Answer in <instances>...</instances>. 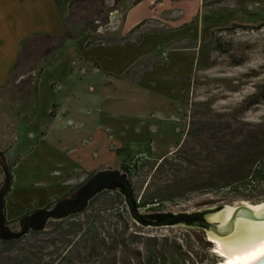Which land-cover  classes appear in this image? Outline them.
<instances>
[{
	"label": "crops",
	"instance_id": "1",
	"mask_svg": "<svg viewBox=\"0 0 264 264\" xmlns=\"http://www.w3.org/2000/svg\"><path fill=\"white\" fill-rule=\"evenodd\" d=\"M70 1L0 0V88L10 86L11 70L27 37L62 31ZM131 1L123 3L128 10L118 26L119 37L140 24L147 27L159 10L168 8L180 14L170 21V28L145 31L130 44L87 47V34L66 41L52 51L56 54L39 75L37 69L31 73L38 81L30 123L39 135L36 151L41 159L47 158L49 169L38 170L40 183L34 190L25 187L19 193H15L11 170L12 184L5 197L7 222L16 224L22 215L48 208L76 186L74 174L113 168L103 155L124 150L134 140L152 145L155 130L166 122L175 125L180 118L186 78L193 66H184L190 57L173 45L200 38L199 27L191 23L202 3L212 0H199L194 15L188 13L194 0H143L132 7ZM113 22L114 18L109 26ZM168 49L165 62L161 57ZM29 135L32 138L34 133ZM178 146L168 147L160 156L154 153L143 158L162 159Z\"/></svg>",
	"mask_w": 264,
	"mask_h": 264
},
{
	"label": "rangeland",
	"instance_id": "2",
	"mask_svg": "<svg viewBox=\"0 0 264 264\" xmlns=\"http://www.w3.org/2000/svg\"><path fill=\"white\" fill-rule=\"evenodd\" d=\"M124 1L119 9L109 13L107 23L97 22L88 26L85 34H90L89 39L103 37L110 39L120 36L118 26L122 23L128 10V7L123 5ZM198 2L199 0L191 2L190 11H188V13H191L189 14H193L197 10ZM208 2L210 1L202 3L195 15V20L191 23H196L199 27L200 38L196 41L197 43L192 42L190 39H182L173 45V47L180 49L182 54L190 57L185 61L184 66H193V71L186 78L187 87L180 118L176 120L175 125L166 122L159 131L155 130L152 134V145L134 140L128 146H124V150L106 154L107 156L103 155L102 157L103 160L110 161L114 169H120L122 163L131 168L133 174L131 180L138 200L153 195L158 187L163 186L172 178L171 171L166 167L159 172L156 171L160 159L150 156L138 160V157H146L154 153L160 156L166 152L168 147L180 145L194 120H200L203 116L210 118L220 114L223 116L236 115L244 122L264 121V100H260L258 104L249 109H244V104L249 99L258 98L264 92V0H224L215 4H207ZM159 12V15L150 19L147 27L144 26L138 30L131 40L136 41L139 35L145 31L159 32L170 28V21L175 19V15L180 14L179 11L176 12L168 8L159 10ZM112 18H114L113 24L116 26L110 27L109 24ZM75 31L78 33L81 29ZM188 47L192 49L194 47V49L189 50ZM164 52L165 54L161 58L167 62L170 50H164ZM175 56L174 62H176ZM31 77L32 80L23 79L6 89H0V149L8 151V163L13 166V174L16 179L15 193H19L25 187L34 190L37 183H40V178H37L38 170L46 172L49 169L46 162L47 158L45 160L41 159L40 152L36 151L39 135L36 128L30 123L33 112V83L35 80L34 76ZM29 132L34 133L35 136L33 135L31 138ZM49 156L50 152H48ZM135 165L138 166L137 169H135ZM99 171L101 170L97 172ZM87 176L88 174L83 172L74 174V184H81ZM37 188L41 190L44 187L40 185ZM35 194H37L36 191ZM120 200L116 193L108 191L107 194L96 201L95 205L96 208L119 209L121 211L123 206ZM245 202L252 205L260 204L256 198L226 197L217 193H194L186 198L165 201L163 205L159 204L151 208V211H144L143 209L141 211L144 214L193 212L221 205L236 207L245 204ZM158 203L159 201H156V204ZM111 222L115 223L116 219H112ZM106 225L110 228L109 222ZM130 226L127 237L134 235L142 242L149 239L148 236H138L137 233H151V230H142V227L138 225ZM11 227L14 230H19L18 222L12 224ZM55 227L54 224L47 226L46 231L51 233L49 235H28L11 251H3L0 245V264H16L11 259L17 256L20 257L21 249L27 245L29 246L26 247L27 251L32 246L33 251L42 255V257L40 255L42 261L37 264H44L51 260H55L53 264L58 263V254L63 252L60 243L63 240L64 232H71V230L65 225L62 231L52 233ZM166 230L168 229L158 232L167 233ZM172 231L178 233L179 230L169 229L170 237H178L180 241L176 240L175 242L183 246L181 247L182 250H190L194 256L195 259H191L194 262L190 260V264L192 262L195 264H211L213 260L215 264L220 263L221 259L215 254L216 242L214 241L209 245L211 241L208 234L182 236L175 235ZM71 239H74V237L68 236L65 240ZM49 240H54L56 245L47 246ZM139 246L142 247L141 244ZM137 247L138 245L133 243L129 250L133 251ZM119 255L121 257L125 256L122 252H119ZM188 256L190 257V255ZM175 263L188 264L187 260L181 263L177 260Z\"/></svg>",
	"mask_w": 264,
	"mask_h": 264
},
{
	"label": "trees",
	"instance_id": "3",
	"mask_svg": "<svg viewBox=\"0 0 264 264\" xmlns=\"http://www.w3.org/2000/svg\"><path fill=\"white\" fill-rule=\"evenodd\" d=\"M123 1L71 0L62 31L59 34L38 33L23 41L18 60L10 73L9 85L12 86L23 79L32 80L31 73L35 69L39 75L44 64L56 54L52 51L63 46L66 41L77 40L86 33L89 25L97 22L107 23L109 13L119 9ZM141 1L143 0H133L130 6L137 5ZM223 1L212 0L207 4ZM142 25L136 26L127 36L110 39L90 38L86 46L133 43L131 38ZM76 29H81V31L77 33ZM37 81L38 78L33 83L34 91L37 90ZM0 89H6V87ZM260 100H264V92L258 98L249 99L244 104V109L258 104ZM141 159L143 157H138V160ZM136 165L135 169L138 168ZM9 167L11 172L13 166L10 164ZM165 167L171 171L172 178L163 186L158 187L153 195L141 200H138L136 196L139 208L147 204L155 205L156 201L163 205L165 201L186 198L194 193H217L226 197L256 198L262 203L264 202V121L244 122L236 115L223 116L220 114L210 118L203 116L200 120L196 119L176 151L160 159L156 171L159 172ZM120 169L128 173L130 178L133 177L131 168L126 164L122 163ZM95 173H89L86 180L76 185L67 195L56 199L48 208L56 201L72 195ZM107 193L108 191H104L95 197L84 212L72 215L63 221L49 223V225L56 226L52 233L62 231L65 225L71 230V232H64L60 243L63 252L58 254L59 261L56 264H116L117 257L120 256L119 252L124 253L125 256L133 254L129 247L137 240V237L126 235L130 225L136 224L129 216L123 196L116 193L123 206L121 211L96 208V201ZM112 219H116V222L112 223ZM108 222L110 228L106 225ZM7 224L12 225L13 223L7 222ZM40 234L49 235L51 233L48 231L30 232L28 235ZM28 235L17 241L0 240V245L3 251H11ZM68 236H73L74 239L65 240ZM48 243L47 246L56 245L54 240H49ZM26 247L21 249L20 257L12 258L11 261L16 264H37L42 261L40 253L33 251L32 246L29 248L32 251H27ZM149 258L153 262L156 256L151 254ZM123 260L130 262V259ZM53 263L55 260L44 264Z\"/></svg>",
	"mask_w": 264,
	"mask_h": 264
},
{
	"label": "water",
	"instance_id": "4",
	"mask_svg": "<svg viewBox=\"0 0 264 264\" xmlns=\"http://www.w3.org/2000/svg\"><path fill=\"white\" fill-rule=\"evenodd\" d=\"M113 24L112 26H114ZM111 27V26H110ZM0 240L17 241L30 232H43L52 221H63L72 215L84 212L90 202L104 191L121 194L132 221L140 227H170L191 226L203 229L207 234L218 237L230 236L240 218L253 222L264 221V202L261 210L256 211L251 206L240 204L234 207L233 213L225 224L214 217L224 211L227 205L215 208L201 209L193 212H161L144 214L140 211L136 193L128 173L120 169L108 168L96 172L83 186L78 188L73 198H63L56 201L52 207L39 209L26 214L18 221L19 230H14L7 224L5 215V197L10 191L12 178L6 150L0 149ZM245 264H264V253Z\"/></svg>",
	"mask_w": 264,
	"mask_h": 264
},
{
	"label": "bare ground",
	"instance_id": "5",
	"mask_svg": "<svg viewBox=\"0 0 264 264\" xmlns=\"http://www.w3.org/2000/svg\"><path fill=\"white\" fill-rule=\"evenodd\" d=\"M245 205L251 206L256 211L262 208L261 204L252 205L245 202ZM233 210L234 207L228 206L214 218L223 225L229 220ZM208 238L211 242H216L215 254L221 258L219 264H245L264 253V221L253 222L240 218L230 236L218 237L208 234Z\"/></svg>",
	"mask_w": 264,
	"mask_h": 264
},
{
	"label": "flooded vegetation",
	"instance_id": "6",
	"mask_svg": "<svg viewBox=\"0 0 264 264\" xmlns=\"http://www.w3.org/2000/svg\"><path fill=\"white\" fill-rule=\"evenodd\" d=\"M7 152L8 151L6 150V153ZM75 192L66 198H73ZM157 213H161V212H157ZM18 229H19V225H18ZM145 229L151 230V233L139 232L137 233V235L138 236L145 235V236H148L149 239H146V241H143V242L142 240L137 239L134 242V244L138 245V247L133 249V254L130 256L117 257L116 264H176L175 261L177 260L180 263L187 260L188 264H190V260L195 259L194 256L192 255L190 250L181 249V247L183 246L182 245L180 246V244L175 242L176 240L180 241V239L176 236L171 238L170 237L171 233H169V229H178L179 230L178 233H176L175 231H172V233L175 235H182V236H192L193 234L207 235V233L203 229H196L191 226H183V227L182 226H170V227H161V228L142 227V230H145ZM163 229H168L166 230L167 233L158 232V231L162 232ZM209 243H210L209 245H211L212 242H209ZM140 244L142 245V247L139 246ZM151 254H154L156 256V259L153 262H151L150 261L151 259L149 258V255ZM188 255H190L191 258ZM123 259H130V262H126ZM193 262L191 264H195ZM211 264H215L214 260L211 261Z\"/></svg>",
	"mask_w": 264,
	"mask_h": 264
},
{
	"label": "built area",
	"instance_id": "7",
	"mask_svg": "<svg viewBox=\"0 0 264 264\" xmlns=\"http://www.w3.org/2000/svg\"><path fill=\"white\" fill-rule=\"evenodd\" d=\"M112 25H113V23H112ZM156 205H159V204H155V205H151V204H147V205H145L144 207H142V208H140V211H141V209H143L144 211H151V208H153L154 206H156ZM142 212V211H141Z\"/></svg>",
	"mask_w": 264,
	"mask_h": 264
}]
</instances>
